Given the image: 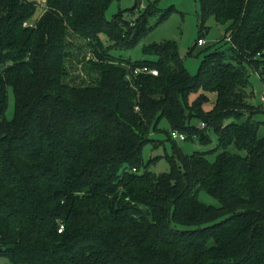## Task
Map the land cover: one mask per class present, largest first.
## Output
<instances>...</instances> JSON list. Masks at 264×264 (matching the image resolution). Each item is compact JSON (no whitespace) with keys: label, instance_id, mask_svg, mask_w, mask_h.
<instances>
[{"label":"trees","instance_id":"obj_1","mask_svg":"<svg viewBox=\"0 0 264 264\" xmlns=\"http://www.w3.org/2000/svg\"><path fill=\"white\" fill-rule=\"evenodd\" d=\"M197 1L189 53L209 18L227 24L229 46L193 75L174 41L144 46L150 60L110 53L152 29L155 1L108 20L111 0H44L36 18L38 2L0 0V264H264V111L248 103L249 72L264 83V0ZM73 37L90 49L93 82L67 80ZM143 65L157 75L133 76ZM162 118L216 147L184 154L169 135V170L145 169Z\"/></svg>","mask_w":264,"mask_h":264},{"label":"rangeland","instance_id":"obj_2","mask_svg":"<svg viewBox=\"0 0 264 264\" xmlns=\"http://www.w3.org/2000/svg\"><path fill=\"white\" fill-rule=\"evenodd\" d=\"M39 3L38 11L34 17H38L39 13L44 9V0H34ZM156 2L157 11L155 15L149 18L148 26L151 25L152 29L148 31L137 43L133 49L129 50H110L111 54L122 57L124 59L142 60L152 59V57L145 55L142 52L144 46L152 43H160L163 41H174L177 45L178 52L183 59L185 68L190 74H196L204 55L210 51L217 49H224L229 46L228 43L223 41L227 32V24L217 23L213 18H209L205 22L208 27L204 30L203 40L204 45L196 46L195 49L189 53L191 47L194 45L198 36V25L200 19V4L197 0H111L106 9V19L110 20L114 15L119 12L122 13L123 19L129 20L134 16V12L139 9H145L149 2ZM137 3V8L133 13L130 8ZM161 13H167L166 17L158 22ZM31 22H34L32 19ZM104 44L107 40L101 36ZM71 47L69 48V57L66 62V69L68 71L67 80L75 84L88 83L96 80L97 74L89 69L86 60L91 57L90 49L85 41L80 38H71ZM249 80L252 95H249L248 103L253 109H263L264 102L261 97L264 94V83L256 72H249ZM212 102L214 95H209ZM206 108H209L206 106ZM14 112V97L12 92L8 91V101L5 110V117L11 119ZM258 119L264 120V112L257 116ZM193 124L198 125L196 120L192 121ZM263 128L260 129V134L263 133ZM171 128L168 121L162 118L157 123V128L151 131L149 138L141 150L142 164L145 169H148L155 174H160L169 170V162L167 155L172 152L173 141L169 139ZM175 145L182 150L184 154H191L193 151H204L216 147L217 140L214 135H211V142L203 144L196 139L184 141L175 140ZM231 151H235L233 147ZM142 165V166H143ZM198 199L211 206H219L218 200L208 194L206 191L201 190L197 194Z\"/></svg>","mask_w":264,"mask_h":264},{"label":"built area","instance_id":"obj_3","mask_svg":"<svg viewBox=\"0 0 264 264\" xmlns=\"http://www.w3.org/2000/svg\"><path fill=\"white\" fill-rule=\"evenodd\" d=\"M137 12L138 11L134 12V16L132 17V20H134L136 18ZM204 43L205 42H204L203 38H201V39H199L197 41V45L198 46H202V45H204ZM131 72H132V75L133 76H135L137 74H150L152 76H156L157 75V70L156 69H151V68H149L148 66H145V65H143V66H136V67L132 68ZM261 101L264 102V94L261 97ZM170 138L172 140H174V141L175 140L184 141L186 139V137H185V135L183 133L178 132L176 130H171V132H170Z\"/></svg>","mask_w":264,"mask_h":264}]
</instances>
